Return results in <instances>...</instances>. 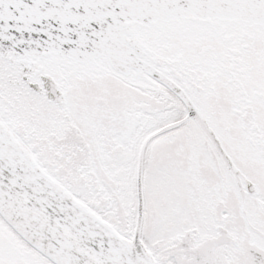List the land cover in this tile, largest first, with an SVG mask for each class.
<instances>
[{
	"label": "snow or ice",
	"instance_id": "snow-or-ice-1",
	"mask_svg": "<svg viewBox=\"0 0 264 264\" xmlns=\"http://www.w3.org/2000/svg\"><path fill=\"white\" fill-rule=\"evenodd\" d=\"M0 264H264V0H0Z\"/></svg>",
	"mask_w": 264,
	"mask_h": 264
}]
</instances>
